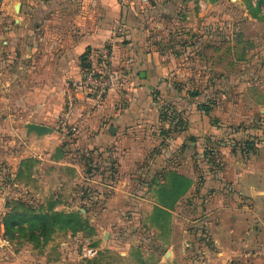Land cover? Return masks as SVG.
Here are the masks:
<instances>
[{
	"label": "rangeland",
	"instance_id": "obj_1",
	"mask_svg": "<svg viewBox=\"0 0 264 264\" xmlns=\"http://www.w3.org/2000/svg\"><path fill=\"white\" fill-rule=\"evenodd\" d=\"M2 1L0 70L7 56L1 29L10 20L14 24L20 9L18 0H9L17 4L5 14ZM170 1L136 0L146 31L143 51L156 70L148 69L150 84L134 102L142 122L126 127L130 140L113 147L77 146L74 125H63L62 110L46 134L29 132L28 123L0 129V243L11 244L14 252L31 251L47 264L257 259L245 253H255L260 240L264 245V31L259 38L258 28L245 26L236 0H176L168 12ZM3 87L0 78V93ZM75 143L78 167L58 166L71 160L68 145ZM56 147L64 154L59 160L51 158ZM42 154L47 160L39 159ZM178 176L190 179L186 193H164ZM11 210L78 219L73 229L56 228L34 243L5 236L2 221ZM22 226L27 235L30 230ZM225 228L251 231L237 255H216L213 232L220 229L227 247Z\"/></svg>",
	"mask_w": 264,
	"mask_h": 264
},
{
	"label": "crops",
	"instance_id": "obj_2",
	"mask_svg": "<svg viewBox=\"0 0 264 264\" xmlns=\"http://www.w3.org/2000/svg\"><path fill=\"white\" fill-rule=\"evenodd\" d=\"M18 1L20 5L16 8L20 6V9L13 19L14 24L9 23L10 20L3 23L1 29L7 38L4 41L7 56H3L0 70L4 82L0 93V102L1 96L4 99V103H0V129L24 127L26 123L52 127L50 124L58 121L62 110L64 115L69 113L68 122L74 125L77 146L86 149L113 147L130 140L126 127L140 121L141 110L134 107V102L142 90H147L145 84H150L146 80L149 78L148 69L150 72L156 70L151 54L143 51L147 44L146 31L139 20L136 0ZM2 2L1 10L5 14L17 4H11L9 0ZM176 5V0L170 1L166 10L171 12ZM235 5L242 9L245 26L258 28L259 38L262 37L264 0H236ZM88 51L92 68H99L106 62L119 76V86L111 89L104 101L96 106L80 84L87 70L82 66V57ZM113 128L115 132H112ZM46 140L47 137L42 139L43 142ZM76 143L68 145L73 157L66 158L65 154V158L72 162L68 160L58 166L76 165L73 161H76L77 153H72ZM115 153L121 156L122 152ZM6 157L15 159L17 156L7 154ZM45 158L43 154L39 155V159ZM222 231L230 237L227 247L221 244L220 229L214 230L213 236L218 250L216 255L223 257L237 255L239 242L246 238L245 233L251 234L249 229L244 235L241 229L225 228ZM261 242L255 253H245L247 257L257 258L250 264H264ZM7 244L1 240L0 264H47L37 260L31 251L14 252L12 245ZM227 260L223 258L220 262L226 263Z\"/></svg>",
	"mask_w": 264,
	"mask_h": 264
},
{
	"label": "trees",
	"instance_id": "obj_3",
	"mask_svg": "<svg viewBox=\"0 0 264 264\" xmlns=\"http://www.w3.org/2000/svg\"><path fill=\"white\" fill-rule=\"evenodd\" d=\"M90 51L84 54L82 57V66L86 69L91 68L89 61ZM190 179L184 176L175 177L172 185L168 189L163 188L164 193H172L173 195L182 196L189 189ZM78 216L74 214H61V213H50L40 212L34 213V215H27L18 210H11L3 218L4 234L6 237L14 238L16 234L34 241V243L41 242V239L47 240L50 234L56 228H74L77 223L76 219ZM78 219V218H77ZM27 225L30 230L27 235L23 234L24 227Z\"/></svg>",
	"mask_w": 264,
	"mask_h": 264
},
{
	"label": "built area",
	"instance_id": "obj_4",
	"mask_svg": "<svg viewBox=\"0 0 264 264\" xmlns=\"http://www.w3.org/2000/svg\"><path fill=\"white\" fill-rule=\"evenodd\" d=\"M149 1L151 0H142L145 4L149 3ZM80 84L96 106L104 101L105 96L111 89L119 86V76L115 70L109 68L104 62L99 68L91 67L87 69ZM68 119L69 113H66L62 120L64 126L68 125Z\"/></svg>",
	"mask_w": 264,
	"mask_h": 264
},
{
	"label": "water",
	"instance_id": "obj_5",
	"mask_svg": "<svg viewBox=\"0 0 264 264\" xmlns=\"http://www.w3.org/2000/svg\"><path fill=\"white\" fill-rule=\"evenodd\" d=\"M27 128H28L29 132H35L38 135L46 134V133L52 132V130H53L49 126H46L43 124H38V123H28ZM112 132H115L114 128H113ZM53 157L55 160H59L60 158L64 157V154H63L60 147H56Z\"/></svg>",
	"mask_w": 264,
	"mask_h": 264
}]
</instances>
